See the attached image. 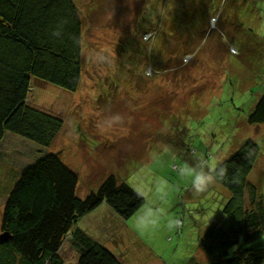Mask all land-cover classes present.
<instances>
[{"label": "rangeland", "instance_id": "1", "mask_svg": "<svg viewBox=\"0 0 264 264\" xmlns=\"http://www.w3.org/2000/svg\"><path fill=\"white\" fill-rule=\"evenodd\" d=\"M74 2L80 85L49 147L9 132L0 143V219L19 173L50 151L76 174L79 198L113 175L143 196L139 208L149 198L181 220L180 230L139 231V208L127 218L99 208L77 221L125 264L204 259L199 236L220 223L230 193L218 181L196 192L178 170L197 156L218 163L251 139L259 154L249 179L264 197V125L246 121L264 91V0ZM251 244L264 246V233Z\"/></svg>", "mask_w": 264, "mask_h": 264}, {"label": "trees", "instance_id": "2", "mask_svg": "<svg viewBox=\"0 0 264 264\" xmlns=\"http://www.w3.org/2000/svg\"><path fill=\"white\" fill-rule=\"evenodd\" d=\"M82 47L74 0H0V143L9 132L51 145L81 82ZM246 121L264 125V91ZM258 154L256 143L245 139L217 163L224 169L217 181L230 195L220 223L199 236L206 257L187 264H264V246L250 245L264 233V197L249 179ZM76 183V174L50 151L23 168L1 213L0 233L8 237L0 242V264H125L77 221L102 203L127 218L143 196L113 175L84 198ZM181 223L176 220L177 230Z\"/></svg>", "mask_w": 264, "mask_h": 264}, {"label": "clouds", "instance_id": "3", "mask_svg": "<svg viewBox=\"0 0 264 264\" xmlns=\"http://www.w3.org/2000/svg\"><path fill=\"white\" fill-rule=\"evenodd\" d=\"M223 174L224 169L217 167L215 159L205 160L202 156H197L193 163H185L178 170L180 178L187 180L196 192L205 190L210 184L222 178ZM157 191L161 192L162 189ZM133 223L137 230L149 231L161 227L171 229L176 221L166 216L164 207L155 206L154 200L146 198L144 205L136 212Z\"/></svg>", "mask_w": 264, "mask_h": 264}, {"label": "crops", "instance_id": "4", "mask_svg": "<svg viewBox=\"0 0 264 264\" xmlns=\"http://www.w3.org/2000/svg\"><path fill=\"white\" fill-rule=\"evenodd\" d=\"M99 208H102V209H105V211L108 213V214H112V215H114V212L106 205V204H104V203H102L101 205H99L98 207H96L95 209H93L94 211H96L97 209H99ZM92 210V211H93ZM114 219H117V216H114ZM96 228V231H97V229H99V228H97V227H95ZM101 229L103 230V231H105V229L104 228H102L101 227ZM87 232H89L90 234H95L94 235V238H96V235H97V237L101 240V241H103V243L105 244V246L106 247H108L107 245H106V241L108 240L107 238H105L103 235H99L97 232H95L94 230H86ZM110 234V233H109ZM110 236H111V234H110ZM109 249H110V247H108ZM119 256V255H118ZM121 256H124L123 254L121 255Z\"/></svg>", "mask_w": 264, "mask_h": 264}, {"label": "water", "instance_id": "5", "mask_svg": "<svg viewBox=\"0 0 264 264\" xmlns=\"http://www.w3.org/2000/svg\"><path fill=\"white\" fill-rule=\"evenodd\" d=\"M8 237V234L5 232H1L0 233V242L3 240H6V238Z\"/></svg>", "mask_w": 264, "mask_h": 264}, {"label": "built area", "instance_id": "6", "mask_svg": "<svg viewBox=\"0 0 264 264\" xmlns=\"http://www.w3.org/2000/svg\"><path fill=\"white\" fill-rule=\"evenodd\" d=\"M148 35H149V37H150V34H148ZM147 71H148V74H150V72H151V68L148 67V68H147Z\"/></svg>", "mask_w": 264, "mask_h": 264}]
</instances>
